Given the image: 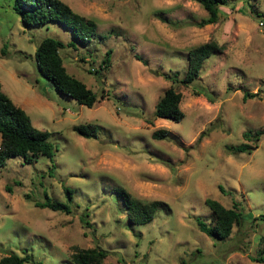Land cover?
I'll return each mask as SVG.
<instances>
[{
	"label": "rangeland",
	"instance_id": "374dc122",
	"mask_svg": "<svg viewBox=\"0 0 264 264\" xmlns=\"http://www.w3.org/2000/svg\"><path fill=\"white\" fill-rule=\"evenodd\" d=\"M63 1L95 20L88 42L57 21L24 24L14 0H0L1 87L54 145L52 158L11 156L0 170V255L76 264L74 245H97L108 251L101 264H264L252 258L264 234V0H229L202 26L207 10L195 0ZM45 36L75 43L59 51L67 71L97 94L92 106L39 73L35 49ZM209 39L223 50L205 59L197 79L184 85L166 76L182 77L188 49ZM168 86L182 93L180 120L154 113ZM86 122L98 125L96 136L73 129ZM157 128L170 133L154 138ZM256 129L258 139L244 135ZM240 142L251 150L226 148ZM119 185L165 207L131 223ZM65 186L70 212L35 204L45 193L67 200ZM207 197L241 209L230 235L198 227L195 216L214 219Z\"/></svg>",
	"mask_w": 264,
	"mask_h": 264
},
{
	"label": "trees",
	"instance_id": "16d2710c",
	"mask_svg": "<svg viewBox=\"0 0 264 264\" xmlns=\"http://www.w3.org/2000/svg\"><path fill=\"white\" fill-rule=\"evenodd\" d=\"M206 10L207 16L196 21L197 25L216 22L220 14V6L227 4L229 0H195ZM14 10L20 15L24 24H38L49 21H57L70 28L75 38L83 43L91 40L96 31L94 19L85 17L75 11L70 4L63 0H14ZM264 17V16H263ZM73 46L74 42L64 43L62 40L45 36L37 44L35 49V61L39 73L51 81L63 94L76 99L79 103L92 106L97 100V94L86 85L84 81L69 73L63 64L60 48ZM223 46L214 39L201 42L188 49V64L182 77L177 72L166 76L172 81H179L184 85L191 84L198 78L205 59L214 52H220ZM111 49L105 51L102 63L110 62ZM96 70V69H95ZM252 94V93H246ZM182 93L173 86H168L155 103L154 113L159 117L180 120L185 115L180 106ZM73 129L79 134L91 137L97 135L98 125L93 122L78 123ZM262 130L256 129L253 133L246 131L245 136L259 138ZM170 131L166 128H157L152 131L154 138H163ZM0 170L5 165L6 159L11 156H20L24 162H33L40 155L48 157L54 154V145L50 140V132L36 127L24 108L16 104L12 98L2 89L0 82ZM226 148L232 152L250 151L251 143H229ZM222 190L224 188L221 186ZM67 200H59L45 193V198L36 200L35 204L49 207L53 210L71 211V199L73 190L65 186ZM117 198L125 207L127 217L131 223H146L153 219L157 209L165 207V202L160 199L144 201L132 196L122 185L114 187ZM205 203L211 208L214 219L206 221L201 216H195L198 227L208 235L224 238L230 235L232 227L238 223L242 216L237 204L227 207L219 200L211 197L205 199ZM85 223L88 221L85 220ZM108 251L101 246L81 247L74 245L71 259L76 264H101ZM253 259L264 261V234L260 236L258 254ZM26 257L16 252H8L0 255V264H25ZM38 264L42 262L38 261Z\"/></svg>",
	"mask_w": 264,
	"mask_h": 264
},
{
	"label": "built area",
	"instance_id": "2783aa9c",
	"mask_svg": "<svg viewBox=\"0 0 264 264\" xmlns=\"http://www.w3.org/2000/svg\"><path fill=\"white\" fill-rule=\"evenodd\" d=\"M259 24H260L261 26H263V25H264V20H263V19H260V20H259ZM262 33L264 34V29H262Z\"/></svg>",
	"mask_w": 264,
	"mask_h": 264
}]
</instances>
